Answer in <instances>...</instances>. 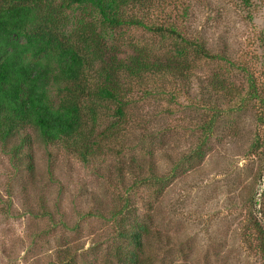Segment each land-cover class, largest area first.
<instances>
[{
    "label": "rangeland",
    "instance_id": "rangeland-1",
    "mask_svg": "<svg viewBox=\"0 0 264 264\" xmlns=\"http://www.w3.org/2000/svg\"><path fill=\"white\" fill-rule=\"evenodd\" d=\"M154 7L149 25L177 35L101 26L120 57L140 48L165 61L188 41L203 43L205 56L191 52L184 80L128 79L120 155L103 142L84 163L33 129L20 133L29 146L21 135L0 141V264H130L140 226V264H264V0ZM113 113L103 106L102 128ZM131 160L143 177L154 171L152 184L118 172Z\"/></svg>",
    "mask_w": 264,
    "mask_h": 264
},
{
    "label": "trees",
    "instance_id": "trees-1",
    "mask_svg": "<svg viewBox=\"0 0 264 264\" xmlns=\"http://www.w3.org/2000/svg\"><path fill=\"white\" fill-rule=\"evenodd\" d=\"M159 1L165 2H0V141L33 129L45 144L58 146L84 163L104 151L122 154L119 149L124 137L122 126L128 124L127 98L132 90L128 79L141 80L154 75L184 80L186 72L191 70L188 61L191 52L205 56L201 42L188 41L187 47L176 49L165 61L151 59L140 48L135 49V54L122 58L117 47L108 44L101 26L119 29L129 25L177 35L173 27L162 30L158 25H149L147 17ZM74 7L81 14L69 31L65 28L68 11ZM221 83L219 88L225 90ZM105 104L114 105L113 115L117 120L102 128L101 110ZM260 105L264 110V99ZM108 141L118 149L103 151L105 146L100 144ZM21 142L29 146L30 136L21 135ZM118 165L120 174L138 175L136 178L141 175L143 165L136 160ZM153 172L151 170L149 176L141 175L138 183L152 184L156 178ZM145 231L146 227L140 226L130 234V243L134 247L129 254L130 264H140L138 252H141Z\"/></svg>",
    "mask_w": 264,
    "mask_h": 264
}]
</instances>
